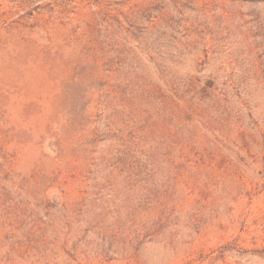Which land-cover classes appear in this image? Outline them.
<instances>
[{
	"label": "rangeland",
	"instance_id": "rangeland-1",
	"mask_svg": "<svg viewBox=\"0 0 264 264\" xmlns=\"http://www.w3.org/2000/svg\"><path fill=\"white\" fill-rule=\"evenodd\" d=\"M0 264H264V0H0Z\"/></svg>",
	"mask_w": 264,
	"mask_h": 264
}]
</instances>
